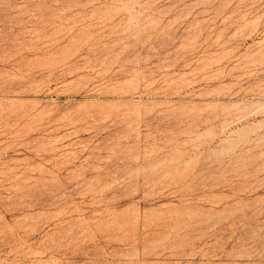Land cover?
Here are the masks:
<instances>
[{
	"label": "rangeland",
	"instance_id": "374dc122",
	"mask_svg": "<svg viewBox=\"0 0 264 264\" xmlns=\"http://www.w3.org/2000/svg\"><path fill=\"white\" fill-rule=\"evenodd\" d=\"M0 264H264V0H0Z\"/></svg>",
	"mask_w": 264,
	"mask_h": 264
}]
</instances>
